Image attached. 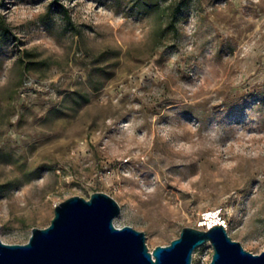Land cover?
<instances>
[{
	"label": "rangeland",
	"instance_id": "obj_1",
	"mask_svg": "<svg viewBox=\"0 0 264 264\" xmlns=\"http://www.w3.org/2000/svg\"><path fill=\"white\" fill-rule=\"evenodd\" d=\"M0 20L1 241L102 191L149 250L215 223L264 250V0H0Z\"/></svg>",
	"mask_w": 264,
	"mask_h": 264
},
{
	"label": "water",
	"instance_id": "obj_2",
	"mask_svg": "<svg viewBox=\"0 0 264 264\" xmlns=\"http://www.w3.org/2000/svg\"><path fill=\"white\" fill-rule=\"evenodd\" d=\"M120 205L108 193L72 195L54 205L47 226L32 227L25 243L0 240V264H192L195 248L208 242V264H264V250L252 253L221 223L181 228L177 237L151 250L143 231L115 226Z\"/></svg>",
	"mask_w": 264,
	"mask_h": 264
},
{
	"label": "trees",
	"instance_id": "obj_3",
	"mask_svg": "<svg viewBox=\"0 0 264 264\" xmlns=\"http://www.w3.org/2000/svg\"><path fill=\"white\" fill-rule=\"evenodd\" d=\"M143 1H150V2L155 1V2H156L157 0H143ZM53 3H56V2L54 1ZM58 6H59L60 10L63 11L64 14L67 15V22H68V24L70 25V27L73 28V29H75V28H74V25H72L73 23H72V21H71L69 15H68V13H67V10L63 7V5H58ZM178 10H179V8L176 7V8H175V11H178ZM175 14H176L175 12L172 13L171 18H170V21H169V26H170L171 29H176V27H175V23H176L177 18H176V15H175ZM0 30H1L2 32L5 31V26L3 25V20H0ZM75 31H76V29H75ZM76 32H78V31H76Z\"/></svg>",
	"mask_w": 264,
	"mask_h": 264
}]
</instances>
